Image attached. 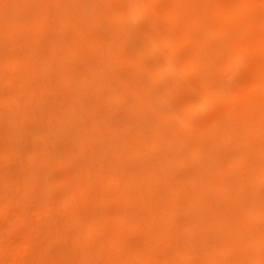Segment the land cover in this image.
<instances>
[{
  "label": "rangeland",
  "instance_id": "obj_1",
  "mask_svg": "<svg viewBox=\"0 0 264 264\" xmlns=\"http://www.w3.org/2000/svg\"><path fill=\"white\" fill-rule=\"evenodd\" d=\"M169 3L0 0V264H264V179L204 131L241 123L264 8L189 6L208 34L193 71Z\"/></svg>",
  "mask_w": 264,
  "mask_h": 264
},
{
  "label": "bare ground",
  "instance_id": "obj_2",
  "mask_svg": "<svg viewBox=\"0 0 264 264\" xmlns=\"http://www.w3.org/2000/svg\"><path fill=\"white\" fill-rule=\"evenodd\" d=\"M199 0H170L169 5L166 7L163 15L167 20V30H171V27L176 23H181L185 25V30H187V36L184 41L192 43L193 45V53L189 55V62L193 71H197L199 69V61L198 57L195 53L196 50H201L206 43L205 38L208 35L206 31L203 30L199 22L202 18H198L196 20H192L195 16L189 9V6L193 7ZM245 3L255 5L259 8H264V0H245ZM145 7L135 2L132 7H129L127 16L131 19H138L144 12ZM226 12L232 16L233 18H237V4L234 7L227 8ZM203 17V13H200ZM197 21V23H196ZM220 23V22H219ZM218 22H214L213 29L217 31H222L225 28V24ZM193 36H196L200 39L201 43L198 41H191ZM164 40L170 41L171 37L164 33ZM195 45V46H194ZM253 51H258L263 48L262 42L254 43L252 45ZM258 64V74L256 77L252 78L239 92L238 95L235 94L234 97L236 100L240 99L242 102L241 107L243 111L242 120H240L239 126H237V122H231L228 126L223 127L219 123L215 125L208 126L204 129L205 134L209 135V138L213 140V142L224 141V140H232L238 143L243 150H249L250 153H242L238 155L233 165L237 167V164H245L249 167V176L252 179L261 180L264 179V156L262 162H259L260 165H253L251 163V155L253 147H256L260 153L264 155V141L257 142L255 137L264 131V60ZM171 63L170 60L167 62V67L164 71L170 69ZM208 102V96L204 95L201 99V103L205 104ZM237 112V108L235 109ZM237 115V114H235ZM184 122V121H183ZM240 159V160H239ZM239 161V163H238ZM236 194V193H235ZM233 194V195H235ZM254 217L253 215H251ZM262 216V212L257 216L260 218ZM244 223L249 221V218L246 214H243L241 217ZM263 235V234H262ZM259 236V242L264 243V235ZM257 241V240H256ZM264 259L263 255L258 256V260Z\"/></svg>",
  "mask_w": 264,
  "mask_h": 264
}]
</instances>
